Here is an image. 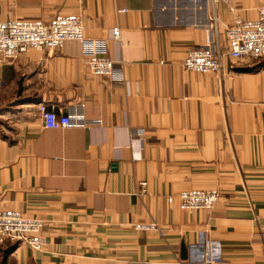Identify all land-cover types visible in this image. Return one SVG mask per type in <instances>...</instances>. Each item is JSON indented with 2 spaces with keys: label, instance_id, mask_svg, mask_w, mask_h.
Segmentation results:
<instances>
[{
  "label": "crops",
  "instance_id": "1",
  "mask_svg": "<svg viewBox=\"0 0 264 264\" xmlns=\"http://www.w3.org/2000/svg\"><path fill=\"white\" fill-rule=\"evenodd\" d=\"M261 6L216 3L222 50L226 27L255 20ZM211 8L0 0L1 22L79 15L125 80L92 75L77 42L0 61V203L42 221L45 240L38 252L0 246V264H264V64L224 58L217 74L183 69L190 50L212 48ZM39 105L70 127L44 129ZM192 190L217 191L213 209L168 202ZM139 223L159 231L137 232Z\"/></svg>",
  "mask_w": 264,
  "mask_h": 264
},
{
  "label": "built area",
  "instance_id": "2",
  "mask_svg": "<svg viewBox=\"0 0 264 264\" xmlns=\"http://www.w3.org/2000/svg\"><path fill=\"white\" fill-rule=\"evenodd\" d=\"M219 0H212L210 14L211 32L215 38L212 48L199 47L190 50L183 62L185 71L198 74H217L222 70L223 59L235 61H264V6L257 9L255 20L235 17L226 27L224 37L226 48L222 50L218 42V21L215 5ZM120 31L114 28L111 33L113 41H118ZM68 42L81 45L86 66L94 76L105 77L117 84L125 85L123 66L107 57L106 42L89 39L84 36L82 20L79 15H56L49 21L10 20L0 21V61L10 62L29 49L53 52L61 49ZM38 113L47 130L67 129L71 121L67 116L57 115L45 105L38 106ZM138 134L133 135L137 137ZM145 182L140 183V194L146 193ZM219 195L217 191H182L168 198L175 200L182 211H199L213 209ZM44 228L42 221L27 218L22 213L6 209L0 203V246L13 247L24 244L33 251H41L45 240L41 236ZM137 232L159 231L155 223H139L133 226Z\"/></svg>",
  "mask_w": 264,
  "mask_h": 264
},
{
  "label": "rangeland",
  "instance_id": "3",
  "mask_svg": "<svg viewBox=\"0 0 264 264\" xmlns=\"http://www.w3.org/2000/svg\"><path fill=\"white\" fill-rule=\"evenodd\" d=\"M252 61H255V62L260 63V64H264V61H261V60H254V59H252Z\"/></svg>",
  "mask_w": 264,
  "mask_h": 264
}]
</instances>
